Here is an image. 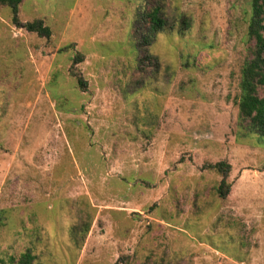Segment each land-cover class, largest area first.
<instances>
[{"label":"rangeland","instance_id":"rangeland-1","mask_svg":"<svg viewBox=\"0 0 264 264\" xmlns=\"http://www.w3.org/2000/svg\"><path fill=\"white\" fill-rule=\"evenodd\" d=\"M251 2L23 0L18 23L0 4V262L264 264Z\"/></svg>","mask_w":264,"mask_h":264},{"label":"trees","instance_id":"trees-1","mask_svg":"<svg viewBox=\"0 0 264 264\" xmlns=\"http://www.w3.org/2000/svg\"><path fill=\"white\" fill-rule=\"evenodd\" d=\"M23 0H0V4L7 5L13 13V20L17 22L19 6ZM162 9L155 7L145 13L142 20L149 23L148 34L143 38L146 46H150L156 35L166 29V20L162 18ZM26 29L38 35L50 38L52 30L45 26L42 20L26 24ZM146 30V29H145ZM247 35L254 42L252 59L244 63L239 84V117L246 123L252 133L259 134L264 140V0H252L251 13L248 22ZM81 82V81H80ZM218 172L226 173L228 169L222 163L212 166ZM230 185L225 180L218 188L222 198L230 193ZM34 257L29 253L23 254L20 261L11 264H32ZM0 264H5L0 262Z\"/></svg>","mask_w":264,"mask_h":264}]
</instances>
